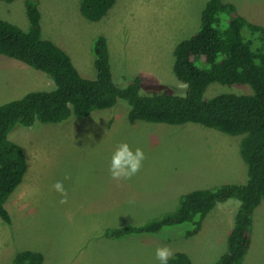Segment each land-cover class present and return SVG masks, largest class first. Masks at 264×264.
Masks as SVG:
<instances>
[{
	"label": "rangeland",
	"instance_id": "374dc122",
	"mask_svg": "<svg viewBox=\"0 0 264 264\" xmlns=\"http://www.w3.org/2000/svg\"><path fill=\"white\" fill-rule=\"evenodd\" d=\"M207 0H117L99 21L81 13V0H38L42 35L71 57L86 78H95L93 40L108 44L114 81L143 77L144 92L183 94L186 85L173 71L175 45L200 26ZM248 21L264 26V0H223ZM25 0H0V17L28 29ZM11 72L16 74L11 76ZM19 81V89H6ZM43 72L0 53V104L28 91L50 90ZM249 94L247 84L212 83L205 94ZM129 106L71 116L59 123L17 125L10 138L23 148L28 170L5 206L11 223L0 217V264H14L17 253H42V264H160L156 249L184 252L191 264H214L225 252L239 201L219 203L197 234L190 223L166 226L153 235L109 238L108 228L143 224L176 209L182 194L243 181L247 167L240 154L244 135L197 123L174 125L128 120ZM127 142L145 153L140 171L129 180L111 179L112 152ZM68 179H65V177ZM62 181L67 200L52 189ZM251 243L242 264H264V201L253 216Z\"/></svg>",
	"mask_w": 264,
	"mask_h": 264
},
{
	"label": "trees",
	"instance_id": "16d2710c",
	"mask_svg": "<svg viewBox=\"0 0 264 264\" xmlns=\"http://www.w3.org/2000/svg\"><path fill=\"white\" fill-rule=\"evenodd\" d=\"M12 2L15 0H4ZM117 0H81V13L101 20ZM28 29L0 17V53L43 72L54 84L50 90L28 91L0 104V217L11 223L5 204L23 182L28 170L26 154L10 138L17 125L59 123L71 116L86 117L92 111L112 108L119 101L129 106L128 120L183 125L197 123L232 135H244L240 154L247 167L242 183H225L195 189L179 198L176 209L143 224L127 223L108 228L109 238L153 235L162 228L190 223L185 232L198 233L206 216L219 204L239 201L226 250L214 264H242L251 243L255 210L264 201V26L248 21L236 6L223 0H207L199 28L174 48L173 71L186 85L183 94L165 90L144 92L137 75L125 90L114 83L107 40L94 38L95 78H86L69 54L42 35L38 0H25ZM212 83L247 84L252 93L205 94ZM42 253L19 252L14 264H42ZM168 264H191L184 252H176Z\"/></svg>",
	"mask_w": 264,
	"mask_h": 264
},
{
	"label": "clouds",
	"instance_id": "9594fccd",
	"mask_svg": "<svg viewBox=\"0 0 264 264\" xmlns=\"http://www.w3.org/2000/svg\"><path fill=\"white\" fill-rule=\"evenodd\" d=\"M114 83L120 86L121 90L127 88V84L122 79H118ZM145 158V153L141 148L136 147L133 149L127 142L119 143L112 152L109 160L108 171L111 179L117 182L131 179L140 171ZM65 179H68V177L66 176ZM52 189L60 194V202L65 203L67 200V191L63 186V182L56 181L52 185ZM172 256L173 252L167 246L157 247L156 258L160 261V264H168Z\"/></svg>",
	"mask_w": 264,
	"mask_h": 264
},
{
	"label": "crops",
	"instance_id": "0c3cea01",
	"mask_svg": "<svg viewBox=\"0 0 264 264\" xmlns=\"http://www.w3.org/2000/svg\"><path fill=\"white\" fill-rule=\"evenodd\" d=\"M12 75L15 76L16 74H13V73L11 72V76H12ZM15 79H16L15 84H10V85H9V88H6V89H10V88L13 89V90H18V89H19L20 85H19L18 78L16 77ZM245 180H246V172H245L244 180H243V181H240V182L238 181L237 183H242V182H244ZM231 200H232V199H231ZM262 203H263V202H262ZM238 205H239V204H238ZM261 205H262V204H261ZM261 205H260V206H261ZM260 206H259V207H260ZM216 207H217V206H216ZM216 207H215V208H216ZM259 207H258V208H259ZM215 208H214V209H215ZM258 208H257V209H258ZM257 209L255 210V213H256ZM255 213H254V214H255Z\"/></svg>",
	"mask_w": 264,
	"mask_h": 264
}]
</instances>
